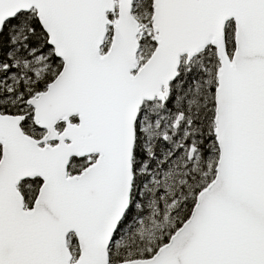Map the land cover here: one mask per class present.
I'll list each match as a JSON object with an SVG mask.
<instances>
[{
    "label": "snow or ice",
    "instance_id": "6c2138e0",
    "mask_svg": "<svg viewBox=\"0 0 264 264\" xmlns=\"http://www.w3.org/2000/svg\"><path fill=\"white\" fill-rule=\"evenodd\" d=\"M0 264H264V0H0Z\"/></svg>",
    "mask_w": 264,
    "mask_h": 264
}]
</instances>
